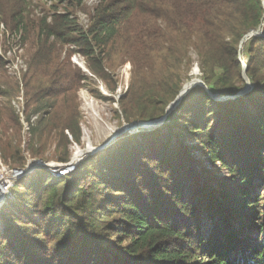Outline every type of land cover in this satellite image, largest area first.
Returning <instances> with one entry per match:
<instances>
[{"label": "trees", "instance_id": "obj_1", "mask_svg": "<svg viewBox=\"0 0 264 264\" xmlns=\"http://www.w3.org/2000/svg\"><path fill=\"white\" fill-rule=\"evenodd\" d=\"M68 2L37 16L31 0H0V35L4 26L14 44L29 45L30 137L0 100L6 164L24 166L26 153L71 160L83 136L77 92L92 82L76 53L110 92L116 67L131 63L118 102L127 122L162 118L196 64L205 86L192 87L162 127L125 134L64 177L25 182L15 211L0 212V264H264V35L243 42L254 88L236 96L246 86L239 47L264 22L263 1L99 0L86 28L69 10L86 0ZM6 64L0 54V97L11 99L21 86ZM207 90L236 97L217 101ZM217 163L227 175L208 166Z\"/></svg>", "mask_w": 264, "mask_h": 264}, {"label": "rangeland", "instance_id": "obj_2", "mask_svg": "<svg viewBox=\"0 0 264 264\" xmlns=\"http://www.w3.org/2000/svg\"><path fill=\"white\" fill-rule=\"evenodd\" d=\"M99 0H86L85 5L83 9L76 8L74 10L69 9L72 11L75 17H78L79 23L86 28L89 19H88V12L93 10V8L97 5ZM70 6V2L68 0H31V6L30 11L33 12V15H43L45 13V8H47L48 14L53 13L58 8L59 11H65L67 10V7ZM264 30V22L262 23L261 27L257 30L262 35ZM249 35V34H248ZM255 35V34H254ZM247 36V35H246ZM244 37V41H246L249 37ZM252 36V35H251ZM260 36V35H259ZM243 41V42H244ZM243 42L240 44V52H239V59L243 62V67L246 64L244 62V53H243ZM29 45H26V47H21L20 44H14L13 38L9 35V32H5V27H2V34L0 35V54H2L6 60V66L5 70H7L9 76L20 83V91L16 93L14 97L11 99H7L4 97H0L1 101H9L10 104L13 106V108L16 110V112L19 113L20 111L17 106L20 107L21 110H25L26 104H27V97H26V90L23 86V74L26 72L28 68V62H27V48ZM74 45H68L66 46V50L69 48H73ZM76 56V60L74 57ZM73 64H75L78 68L82 70L83 73L87 74L91 77V81H82V85L79 88L77 92L78 101L80 102V109L82 112V141L81 144L71 146V156L75 160H81V162L88 158L92 151L96 150L97 148H101L105 150L111 144H114L117 140L122 138L125 134H135L139 130L132 129L130 125L135 124L136 122H142L141 120H134L132 122H127L123 115L121 114V117L118 116V113H121L120 106H119V100L121 97L126 93L128 90L130 83H131V75H132V65L129 62H125L123 64H119L116 69V78L118 81V86L115 92H110L107 90L106 85L104 82L96 78L91 72L85 70L87 68L85 58L79 53H76L71 58ZM77 61L83 66H80ZM196 65H194L192 72L190 73V79H188L184 85H189L192 82L197 81V77L202 76L201 72H199L196 68ZM2 75V71H0V76ZM247 75V71H246ZM243 78L245 80L246 86L249 88V90L242 94L245 95L249 92H251L254 88L253 83L251 82L249 76L247 75V78L244 76V68H243ZM202 80V77L200 78ZM192 85V84H191ZM189 85V86H191ZM196 86H201L197 85ZM245 86V87H246ZM195 87V86H194ZM92 88H95L99 90L104 96L112 98V100H105L100 97H96L92 93ZM185 88H187L185 86ZM208 91V90H207ZM209 92V91H208ZM210 94V93H209ZM217 96L213 94V98ZM22 97V99L20 98ZM91 98L94 102L90 104V101L88 103V99ZM221 96H217L215 100L217 101H225L228 99L219 100L218 98ZM236 97V96H235ZM234 98V97H231ZM169 107V106H168ZM168 109V108H167ZM171 111L165 114L164 119L161 124L158 125V127H162L166 118L168 115L171 114ZM167 112V110H166ZM25 116V114H24ZM21 117V115H20ZM161 119V118H160ZM134 128V127H133ZM157 128V127H156ZM154 130V129H153ZM145 131V130H144ZM152 131V130H151ZM143 132V131H142ZM114 133V134H113ZM117 135V136H116ZM116 136L115 138H113ZM29 134H26L25 138L29 139ZM111 140H113L111 142ZM111 142V143H110ZM76 143V142H75ZM110 143V144H108ZM108 146H107V145ZM107 146V147H103ZM54 145L50 148V150L47 152V156L53 157L54 156ZM102 150V151H103ZM102 151H98L99 153ZM97 152V150H96ZM197 152H195L193 155H197ZM198 156V155H197ZM47 163L53 164L55 166H64V164H60L59 162H56L54 160H48ZM211 170L216 171L217 174L221 175H227L224 170L221 169V164L217 163L214 166L212 164L208 165ZM51 172H49L46 169H38L35 174L29 177H25L26 179H23L22 182L16 183L14 188L12 189V194L10 197L5 201V205L0 209L1 211H15L14 203L17 202L15 193L20 191L21 189H25L24 185L26 183H31V181L34 179V177H42L47 178L49 180H52L53 177L50 175ZM229 175V174H228ZM263 192V191H262ZM2 219L0 216V228L2 227Z\"/></svg>", "mask_w": 264, "mask_h": 264}, {"label": "built area", "instance_id": "obj_3", "mask_svg": "<svg viewBox=\"0 0 264 264\" xmlns=\"http://www.w3.org/2000/svg\"><path fill=\"white\" fill-rule=\"evenodd\" d=\"M74 59L76 60V56L74 57ZM77 63L80 66H83V64L79 63L78 61H77ZM20 98L22 99V97H20ZM17 107L19 108L20 115H21V121L23 124V133L26 136V134H29V131H30V123L25 120L24 110H21L19 106H17ZM37 117H38V115L33 116L31 121L32 122L35 121L37 119ZM67 133L69 134L68 131H67ZM70 137H71V135H70ZM71 139H72V137H71ZM25 143H26V138H25ZM73 144L78 145L74 141H73ZM26 155H27V161H26L25 165L22 167H14V166H11L9 164H6L0 158V209L5 205L4 204L5 201L12 194V189L14 188L16 183H19V181L22 178L32 176L33 174H35L37 172L38 169H46L49 172H51L50 173L51 175H53L54 177H57V178L64 177L67 174L73 172L77 168V166L81 163L80 159H79L80 161L79 160L74 161V158L72 157L69 162L60 163V164H64V166H55L53 164L47 163V161H45L43 159L32 158V157H30V155L28 153H26ZM77 161H79V162L77 163ZM33 163L38 164V165L39 164H46L47 166H43V165L38 166L37 165L30 172L26 173L25 170H27L31 166V164H33Z\"/></svg>", "mask_w": 264, "mask_h": 264}, {"label": "water", "instance_id": "obj_4", "mask_svg": "<svg viewBox=\"0 0 264 264\" xmlns=\"http://www.w3.org/2000/svg\"><path fill=\"white\" fill-rule=\"evenodd\" d=\"M263 1V4H264V0H262ZM262 35L260 32H258L257 30H254V31H252L251 33H249V35H247L246 36V38L247 37H249V36H251V35ZM244 41V39L242 40V42ZM241 42V43H242ZM199 72H200V69H199V66H198V64H196V67H195ZM244 76H245V78H247V75H246V71H247V65L245 64L244 65ZM85 70H87V71H89L88 70V68H85ZM196 84L197 85H201V86H205V84H204V82L199 78L198 79V81H197V83H195L192 87H194V86H196ZM191 87V88H192ZM249 87V86H248ZM247 86L242 90V91H240L236 96H239V95H242V94H244V93H246L248 90H249V88H248ZM190 88V89H191ZM189 89V90H190ZM189 90H187V89H185V85L183 86V89L181 90V92L179 93V95L177 96V98L169 105V107H167L168 109H167V112H166V115H167V113H169V111H171L172 109H175L178 105H179V103L181 102V100H182V98H183V96L184 95H186L187 93H188V91ZM209 91V90H208ZM209 93H210V96L211 97H213V93L211 92V91H209ZM218 96V95H217ZM217 96H215L214 98H216ZM231 97H233V96H231ZM231 97H226V96H221V97H219L218 99L219 100H223V99H228V98H231ZM235 97V96H234ZM164 117L165 116H163L161 119H156V120H152V121H142V122H136L135 124H133L132 123V125H130L131 127H135V129L136 130H139L138 129V126H142L143 128L142 129H145V127H144V125L145 126H152V128H156V127H158V125L159 124H161L162 123V121H163V119H164ZM147 128V127H146ZM149 128V127H148ZM103 149L102 148H97V152L98 151H102ZM96 152V150L95 151H92L90 154H95V153H97ZM80 161V160H79ZM79 161H77V163L79 162ZM38 164H31V166L27 169V170H25V172L26 173H28V172H30L34 167H36ZM39 165H43V166H47L46 164H39ZM38 165V166H39Z\"/></svg>", "mask_w": 264, "mask_h": 264}, {"label": "bare ground", "instance_id": "obj_5", "mask_svg": "<svg viewBox=\"0 0 264 264\" xmlns=\"http://www.w3.org/2000/svg\"><path fill=\"white\" fill-rule=\"evenodd\" d=\"M198 79H199V76L197 77V81H198ZM197 81L195 82V83H197ZM195 83H193L191 86H189V87H187V88H185V89H187V90H189ZM186 86V85H185ZM89 98V97H88ZM89 101H90V104H92V102H94L91 98H89L88 99V103H89ZM144 127H145V129H142L143 127L142 126H138V129H139V131L138 132H140V131H150V130H153L154 128H152V126H145L144 125ZM147 127V128H146ZM149 127V128H148ZM132 129H135V127L133 128V127H131ZM114 134V133H113ZM117 136V135H116ZM116 136H114L113 138H115ZM113 140H111V142H112ZM110 142V143H111ZM110 143H108V144H110ZM107 145V144H106ZM108 146V145H107ZM107 146H103V147H107ZM102 148V147H101ZM99 149V148H98ZM97 150V149H96ZM95 151V150H94Z\"/></svg>", "mask_w": 264, "mask_h": 264}]
</instances>
